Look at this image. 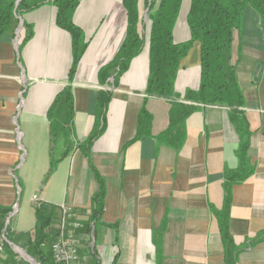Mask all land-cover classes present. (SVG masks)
Listing matches in <instances>:
<instances>
[{
	"label": "crops",
	"instance_id": "crops-1",
	"mask_svg": "<svg viewBox=\"0 0 264 264\" xmlns=\"http://www.w3.org/2000/svg\"><path fill=\"white\" fill-rule=\"evenodd\" d=\"M55 14L50 4L25 11L16 16L18 25L25 24L19 42L15 33L0 37V207L14 215L8 219L12 231H33L35 203L71 205L86 225L99 177L105 195L93 233L98 264H225L210 211L223 207L224 171H235L239 163L238 136L226 110L198 106L183 124L167 130L170 102L145 94L148 50L127 63L116 58L128 30L123 0H82L73 14L78 40L57 26ZM187 39L182 13L174 41ZM238 41L237 80L254 173L229 193V230L237 247L263 238L239 253L237 264H264V36L251 8ZM74 44L85 50L69 81ZM199 65L195 44L178 70V94L197 89ZM66 86L74 103L73 148L43 185L50 150L46 115ZM143 106L151 122L139 127Z\"/></svg>",
	"mask_w": 264,
	"mask_h": 264
},
{
	"label": "trees",
	"instance_id": "trees-1",
	"mask_svg": "<svg viewBox=\"0 0 264 264\" xmlns=\"http://www.w3.org/2000/svg\"><path fill=\"white\" fill-rule=\"evenodd\" d=\"M0 0V37L6 33H14L18 26L16 16L34 10L42 5H51L56 10V24L59 28L70 32L72 40L79 37V30L73 24V14L82 0ZM128 15L127 35L116 58L119 62H129L137 57L143 49L148 50L149 76L146 83L147 97L158 98L170 102L167 130H172L191 116L198 106L220 107L226 110L230 123L238 136L239 146L235 152L238 168L235 171H224V205L221 209H211L216 219L223 245L225 264H237V256L253 243L247 242L242 247L233 243L229 230L231 205L230 192L234 185H241L254 173L253 166L247 157L251 136L245 113V98L237 80V66L241 60V45L234 53L236 38L242 31L241 22L246 8L256 11L264 36V0H123ZM147 9V22L143 24L140 8ZM182 13L188 27V39L177 43L174 41L175 26ZM25 29V24H22ZM26 35L23 41H27ZM239 43V41H238ZM199 45L200 77L196 90H186L183 95L175 91L174 82L179 73L182 60L195 45ZM85 45L74 44L73 62L69 71V81L75 71ZM99 100V97H98ZM109 97H105V102ZM74 103L72 89L63 88L52 102L46 118L49 123V169L43 180L45 185L56 171L58 165L72 150V123ZM138 126H146L151 122L143 106L138 114ZM181 134V133H180ZM178 136V148L182 142ZM95 138L91 137L84 144L90 149ZM99 192L92 198V213L88 224H92L93 233L103 211L102 200L105 195L101 178L96 177ZM36 221L32 232L16 233L6 226L10 210L0 207V235L29 255L37 264H52L50 245L55 241L60 215L58 206L34 204ZM54 228L56 229L54 232ZM0 251L10 263L14 253L3 240ZM13 262V261H12Z\"/></svg>",
	"mask_w": 264,
	"mask_h": 264
},
{
	"label": "built area",
	"instance_id": "built-area-1",
	"mask_svg": "<svg viewBox=\"0 0 264 264\" xmlns=\"http://www.w3.org/2000/svg\"><path fill=\"white\" fill-rule=\"evenodd\" d=\"M17 39H20V33ZM59 212L56 238L49 248L52 264H88L86 258L80 257L82 238L78 231L81 223L77 220L73 207L63 204L59 207ZM0 264L6 263L3 261Z\"/></svg>",
	"mask_w": 264,
	"mask_h": 264
},
{
	"label": "rangeland",
	"instance_id": "rangeland-1",
	"mask_svg": "<svg viewBox=\"0 0 264 264\" xmlns=\"http://www.w3.org/2000/svg\"><path fill=\"white\" fill-rule=\"evenodd\" d=\"M249 8V7H248ZM144 11L145 9L143 8V6H141L140 8V14H141V17L143 18V24L145 25L146 22H147V19H145L144 21V18H145V14H144ZM252 13V12H250ZM243 20V19H242ZM19 26V25H18ZM18 26L15 28L14 30V33L15 35L18 37V34L20 33L18 30ZM241 26H242V22H241ZM16 37V39H17ZM18 42H19V39H17ZM236 42H235V46H234V53H236V50H237V44H238V40L237 38L235 39ZM14 215L11 214V216H9V221H11V218H13ZM77 220H79L78 216H77ZM80 223H81V228L79 229L78 231V234L79 236L82 238V241H81V244H82V255L81 257H85L86 258V261L88 264H98L97 263V259L94 258V254H95V246H94V234H93V226H91L92 224H83L81 220H79ZM7 224V223H6ZM6 226H9V230H11L12 228V225L10 226V223ZM55 228H54V232H55ZM9 246V245H8ZM10 250L13 251V253L15 254L14 257H12L11 259V262L9 263H6V264H31L28 260L26 261L24 258H23V253L21 252V250L15 248V247H10ZM21 254H20V253ZM13 261V262H12ZM35 262V261H34ZM35 264H37L35 262Z\"/></svg>",
	"mask_w": 264,
	"mask_h": 264
},
{
	"label": "water",
	"instance_id": "water-1",
	"mask_svg": "<svg viewBox=\"0 0 264 264\" xmlns=\"http://www.w3.org/2000/svg\"><path fill=\"white\" fill-rule=\"evenodd\" d=\"M19 2H20V0H17V1H16V7L19 6V4H20ZM144 14H145V18H144V21H145V19H147V9L144 11ZM21 27H22V22L20 21V24H19V26H18V30H17V31H20V30H21ZM8 224H9V221L7 220V224H6V225H8ZM3 240H4V241H5L10 247H15V248L19 249L18 247L14 246L13 244H10L9 242H7L5 236H3ZM19 250H21V249H19ZM21 252L23 253V258H24L26 261L28 260L31 264H35L34 260H33L29 255H27L23 250H21Z\"/></svg>",
	"mask_w": 264,
	"mask_h": 264
},
{
	"label": "bare ground",
	"instance_id": "bare-ground-1",
	"mask_svg": "<svg viewBox=\"0 0 264 264\" xmlns=\"http://www.w3.org/2000/svg\"><path fill=\"white\" fill-rule=\"evenodd\" d=\"M20 253V252H19ZM21 254V253H20ZM23 256V255H22Z\"/></svg>",
	"mask_w": 264,
	"mask_h": 264
}]
</instances>
